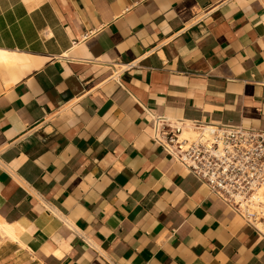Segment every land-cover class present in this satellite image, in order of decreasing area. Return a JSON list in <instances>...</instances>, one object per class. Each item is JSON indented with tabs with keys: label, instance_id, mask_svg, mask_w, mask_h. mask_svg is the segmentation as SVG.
<instances>
[{
	"label": "crops",
	"instance_id": "crops-1",
	"mask_svg": "<svg viewBox=\"0 0 264 264\" xmlns=\"http://www.w3.org/2000/svg\"><path fill=\"white\" fill-rule=\"evenodd\" d=\"M0 50L6 260L264 264V234L151 136L264 131V0H0Z\"/></svg>",
	"mask_w": 264,
	"mask_h": 264
},
{
	"label": "built area",
	"instance_id": "built-area-1",
	"mask_svg": "<svg viewBox=\"0 0 264 264\" xmlns=\"http://www.w3.org/2000/svg\"><path fill=\"white\" fill-rule=\"evenodd\" d=\"M152 140L248 225L264 223V131L154 117Z\"/></svg>",
	"mask_w": 264,
	"mask_h": 264
},
{
	"label": "bare ground",
	"instance_id": "bare-ground-1",
	"mask_svg": "<svg viewBox=\"0 0 264 264\" xmlns=\"http://www.w3.org/2000/svg\"><path fill=\"white\" fill-rule=\"evenodd\" d=\"M9 57H10L9 53L0 50V61H7ZM259 196L264 197V186H262L261 190L259 191ZM259 226L261 231L264 232V223H261ZM20 232L21 230L17 227V225L15 226L5 222H0L1 239H5V241H13L12 243L16 242L18 245L22 246L23 244L19 240Z\"/></svg>",
	"mask_w": 264,
	"mask_h": 264
},
{
	"label": "rangeland",
	"instance_id": "rangeland-1",
	"mask_svg": "<svg viewBox=\"0 0 264 264\" xmlns=\"http://www.w3.org/2000/svg\"><path fill=\"white\" fill-rule=\"evenodd\" d=\"M4 241H5V239L0 238V247H2L4 245L3 244ZM3 256L4 255L0 251V264H16L14 261L6 260ZM31 264H35V263L32 262Z\"/></svg>",
	"mask_w": 264,
	"mask_h": 264
}]
</instances>
